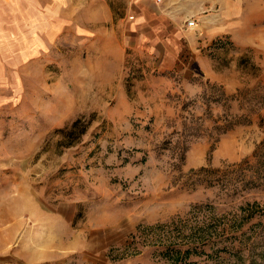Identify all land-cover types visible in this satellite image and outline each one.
<instances>
[{
  "label": "rangeland",
  "instance_id": "obj_1",
  "mask_svg": "<svg viewBox=\"0 0 264 264\" xmlns=\"http://www.w3.org/2000/svg\"><path fill=\"white\" fill-rule=\"evenodd\" d=\"M125 7L0 0V253L264 264V0H181L191 43L138 41Z\"/></svg>",
  "mask_w": 264,
  "mask_h": 264
},
{
  "label": "crops",
  "instance_id": "obj_2",
  "mask_svg": "<svg viewBox=\"0 0 264 264\" xmlns=\"http://www.w3.org/2000/svg\"><path fill=\"white\" fill-rule=\"evenodd\" d=\"M196 1L197 4L203 3V0ZM180 2L181 0H124L125 16L134 19L136 39L144 42L146 37L156 40L167 36H175L179 39L181 36H186L188 42L191 43L190 33L180 30L176 26L175 16L177 14L175 13ZM171 4L176 6L171 7ZM60 249L55 244L48 247L42 243L34 244L21 239L14 248L7 249V253H0V264H46L48 263L46 259L48 254L52 253L56 258Z\"/></svg>",
  "mask_w": 264,
  "mask_h": 264
},
{
  "label": "trees",
  "instance_id": "obj_3",
  "mask_svg": "<svg viewBox=\"0 0 264 264\" xmlns=\"http://www.w3.org/2000/svg\"><path fill=\"white\" fill-rule=\"evenodd\" d=\"M86 125H81L79 119L73 120L68 126L58 129V132L61 134V144L65 147H68L74 144L79 137L85 132ZM75 135V138L72 139V136Z\"/></svg>",
  "mask_w": 264,
  "mask_h": 264
},
{
  "label": "built area",
  "instance_id": "obj_4",
  "mask_svg": "<svg viewBox=\"0 0 264 264\" xmlns=\"http://www.w3.org/2000/svg\"><path fill=\"white\" fill-rule=\"evenodd\" d=\"M156 1H160V0H156ZM185 27L188 29H195L196 24L194 19H186L185 20Z\"/></svg>",
  "mask_w": 264,
  "mask_h": 264
}]
</instances>
